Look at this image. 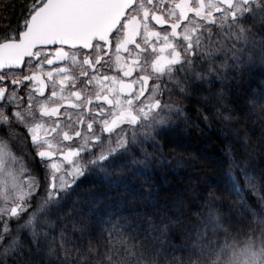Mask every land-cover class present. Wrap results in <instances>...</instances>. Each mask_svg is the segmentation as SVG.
I'll use <instances>...</instances> for the list:
<instances>
[{
	"label": "snow or ice",
	"instance_id": "snow-or-ice-1",
	"mask_svg": "<svg viewBox=\"0 0 264 264\" xmlns=\"http://www.w3.org/2000/svg\"><path fill=\"white\" fill-rule=\"evenodd\" d=\"M0 264H264V0H0Z\"/></svg>",
	"mask_w": 264,
	"mask_h": 264
},
{
	"label": "trees",
	"instance_id": "trees-1",
	"mask_svg": "<svg viewBox=\"0 0 264 264\" xmlns=\"http://www.w3.org/2000/svg\"><path fill=\"white\" fill-rule=\"evenodd\" d=\"M7 3L8 0H3ZM11 11L7 15H11ZM259 82V77L257 76ZM203 133L192 132L180 138V146H170L165 148V153H171L170 163L175 165L178 160H195L198 167L189 168L187 164H181L177 169L179 174L170 172L168 169H158L161 175L156 176L158 183V194L161 198L171 197L177 191L178 185L185 184L189 177L193 178L192 187H197L199 183L207 181L212 184H223L225 180L226 166L221 165L223 148V134L220 126L213 124L209 128H204ZM173 148L175 150L173 151ZM94 190H103L102 186H96Z\"/></svg>",
	"mask_w": 264,
	"mask_h": 264
}]
</instances>
